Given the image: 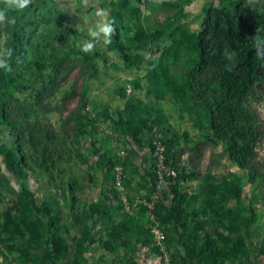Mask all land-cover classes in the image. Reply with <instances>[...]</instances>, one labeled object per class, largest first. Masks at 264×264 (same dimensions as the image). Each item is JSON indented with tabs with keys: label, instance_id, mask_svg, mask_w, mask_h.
<instances>
[{
	"label": "rangeland",
	"instance_id": "obj_1",
	"mask_svg": "<svg viewBox=\"0 0 264 264\" xmlns=\"http://www.w3.org/2000/svg\"><path fill=\"white\" fill-rule=\"evenodd\" d=\"M97 9L116 31L84 53ZM216 10L227 15L218 34L205 32L213 45L264 0H32L8 13L15 24H0V50H13L11 71L0 69V264H151L147 212L123 209L113 175L116 150L132 142L123 160L131 197L149 196L155 128L179 173L157 209L171 264H264V91L242 105L240 128L256 137L245 168L218 136L225 121L215 67H200L198 34ZM110 124L113 136L104 132Z\"/></svg>",
	"mask_w": 264,
	"mask_h": 264
},
{
	"label": "trees",
	"instance_id": "obj_2",
	"mask_svg": "<svg viewBox=\"0 0 264 264\" xmlns=\"http://www.w3.org/2000/svg\"><path fill=\"white\" fill-rule=\"evenodd\" d=\"M216 12L215 15L208 12L204 31L197 38L200 67H215L213 81L220 88L216 97L217 111L221 113L225 124L220 131L219 121H214L212 125L218 131V136L228 145L231 157L242 167L249 168L256 137L249 129L242 130L240 124L242 105L246 97L254 90L264 91V58L256 55L253 43L254 35L264 38V10L251 15L241 27L232 21L230 38L225 43L213 45L205 37V32L218 34L227 15L223 10ZM225 48L237 52L236 62L232 64L230 71L225 68L230 63L224 57Z\"/></svg>",
	"mask_w": 264,
	"mask_h": 264
},
{
	"label": "built area",
	"instance_id": "obj_3",
	"mask_svg": "<svg viewBox=\"0 0 264 264\" xmlns=\"http://www.w3.org/2000/svg\"><path fill=\"white\" fill-rule=\"evenodd\" d=\"M87 109L92 112L90 105ZM94 116V113H92ZM104 132L110 136L115 135L113 127L108 125L104 128ZM164 133L161 128L154 129V188L149 196L131 197L130 189L127 184L128 171L123 162L124 158L128 156L131 143L121 145L116 150V163L114 166L113 182L117 190L118 203L127 212L133 213L140 207L147 212V221L149 224V231L155 243L157 253L151 264H171L169 247L167 244V232L165 227L161 224L157 209L159 204L164 200L166 191L169 190L173 181L178 177V169L172 161H168L167 146L164 143ZM139 207V208H138ZM58 264H71L67 262H60Z\"/></svg>",
	"mask_w": 264,
	"mask_h": 264
},
{
	"label": "clouds",
	"instance_id": "obj_4",
	"mask_svg": "<svg viewBox=\"0 0 264 264\" xmlns=\"http://www.w3.org/2000/svg\"><path fill=\"white\" fill-rule=\"evenodd\" d=\"M153 2L157 5L164 3V0H153ZM248 4L251 6L258 2V0H247ZM32 4V0H0V24L8 23L15 24L14 19H10L8 13L10 11L20 12L24 9L28 8ZM95 15L97 16V20L93 26L88 29L87 35L88 39H84L81 41V51L84 53H92L96 48L97 44H110L112 42V38L115 34L116 28L114 26L115 22L110 20L107 16V13L103 9H97ZM253 43L256 51V55L264 58V38H261L259 35L253 36ZM162 46H167L162 45ZM13 54V50L11 48H6L0 50V69L10 72L11 64L10 60ZM144 58L154 59L151 53L141 51L140 53ZM224 57L229 64L225 65L227 70H231L232 64L236 62L237 52L235 50H229L225 48Z\"/></svg>",
	"mask_w": 264,
	"mask_h": 264
},
{
	"label": "crops",
	"instance_id": "obj_5",
	"mask_svg": "<svg viewBox=\"0 0 264 264\" xmlns=\"http://www.w3.org/2000/svg\"><path fill=\"white\" fill-rule=\"evenodd\" d=\"M138 178H139V177H137V180H138ZM137 196H142V195H137ZM110 198H111V197H110ZM110 198H109V199H110Z\"/></svg>",
	"mask_w": 264,
	"mask_h": 264
}]
</instances>
